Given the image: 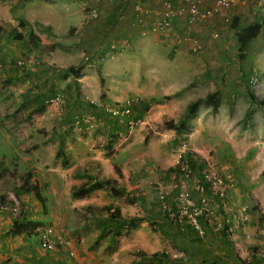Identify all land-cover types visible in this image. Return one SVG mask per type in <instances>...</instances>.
<instances>
[{
  "label": "rangeland",
  "instance_id": "rangeland-1",
  "mask_svg": "<svg viewBox=\"0 0 264 264\" xmlns=\"http://www.w3.org/2000/svg\"><path fill=\"white\" fill-rule=\"evenodd\" d=\"M77 4H79L77 0H0V83H2V78L15 77L17 82L15 92L18 98L13 105L12 102L10 105L13 109L11 119L15 128L4 129L7 127L5 123L8 122V118L0 117V157L3 153L5 159L13 158L7 168L12 174L11 181L19 180L22 175L36 176L39 174L36 172L37 169L43 175H46V171L50 170L54 171V176H58L61 180H69L71 176L77 181L76 173L73 174L68 165L69 161L73 164L74 160H70L72 153L70 149H66L67 140L78 137L76 141L80 143V146L74 151L77 156L75 162L84 157L85 163L89 164L88 158L98 150L102 151V155L112 153L113 150L106 149L105 145L114 141L112 138H117L116 140L119 138L124 140V144L129 147L126 158L134 162L130 165L132 173L137 169V173L143 175L140 172L142 165L143 171L144 168H147V171L150 169L153 171L152 173L145 172L144 178L139 177L137 178L139 180L131 182L139 185L136 188L137 193L138 190H144L145 207H150V198L155 197L156 199V196L149 189L153 190L156 183L148 181L155 179L156 182H159L158 185L167 184L171 180L176 181L179 177L176 156L178 153L185 154L188 151L199 165L198 169L191 170L192 180L199 178L200 171L206 164L211 165L220 174L231 175L234 185L242 195L241 198L238 197L239 200L241 202L244 200L247 212L252 215L254 231L260 236V239L264 240V111L260 106L249 102L245 87L248 82L249 89L254 96L264 98V35L262 33L264 25H262L259 38L254 39L247 49L241 52L242 58L237 56L238 50L234 41V33L229 27L230 20L224 22L221 15L218 22L204 23L208 26L205 36L202 38L194 36L200 44L207 41L209 47L210 45L215 46L214 41H217L219 36L221 38V34L224 36L223 32H227L226 37L224 36V45L219 44L215 46L217 48L211 47L204 51L201 45L198 51L192 52L186 44L178 42L179 39L164 42L158 38L161 41L159 46H147V49H144L143 45H136L132 51L125 47L121 51L120 46L118 47L119 54L116 50H110L109 54L104 57L102 67L116 58H119L116 60L118 62L122 60L131 62L128 65L129 69L122 66L125 72L120 71L114 74L119 70L115 71V66H112V69L109 68L107 72L111 75L106 79L111 84L114 83L117 88L126 87L128 89L125 91L126 93L133 92L134 84L138 85L135 92L130 94L132 95V97L129 96L131 97L130 101L113 104L121 109L125 103L129 102L131 112L125 116V122L129 120L131 124L121 123V120H124V115L111 116L108 113L109 117L116 119V122L122 127L120 135L109 136L105 132L106 122L95 118L94 113L88 111L89 116L94 118L93 126H88L86 123L78 126L74 124L75 118L69 119L62 125L63 113L68 110L67 103L69 102L65 101V105L60 104L63 97L59 87L63 85L61 79H64L60 76V72L70 65L81 69L85 62H89V60H84L88 59V46L86 44L85 47V40L81 39L82 29L84 25L86 28L89 25H94V21H92L94 19L82 20V11L80 14L77 10L71 12ZM22 21L24 25L21 24ZM214 22L218 25H213ZM248 22L250 21L247 20L243 24ZM195 24L187 28L190 34H192L193 27L197 29L199 26H195ZM112 25L109 36L121 30L122 26L119 19ZM13 27L26 38L11 39L7 32ZM211 30L217 32V39H209L207 34ZM139 39L142 40L143 37ZM147 41H151L150 38ZM30 44H34L35 47H31ZM137 48L139 53L136 52ZM220 48L222 50H219ZM25 49L30 51L24 54ZM18 61H21V64H18ZM90 62L92 65L84 66L85 69L90 68L93 71H98L100 61ZM86 74L88 71L85 70L84 75ZM136 75L142 79L138 78L137 81ZM80 78L88 79L89 77ZM80 83L83 84L84 90L86 85L83 80ZM3 84L8 86L6 81ZM141 86H143V92H138ZM1 89L0 86V97L3 95ZM212 91H217L219 97V104L215 112H211L209 106L204 103L205 95ZM25 94H28L30 98L26 101L25 106L21 107L19 103L24 104ZM36 97H40L39 100L42 102L43 108L46 107V109L42 114L40 112L33 113L28 118L26 116L28 111L38 102ZM142 97H146V99L142 100ZM194 101L197 102V109L189 120L190 129L187 136L175 138L174 131L164 127L162 118H171L173 121L181 119L187 104ZM140 105L141 108H139ZM151 106L153 108L150 111L154 113V116L143 118L146 114L144 112ZM8 107V101H0V111ZM79 109L82 114L85 108L80 105ZM160 114L161 117H159ZM77 116L79 117V115L75 117ZM137 118L145 121L142 129H130L129 126L134 128L135 122L139 123ZM1 126L4 128L2 129ZM60 139L63 142V157L55 158L53 152H55ZM62 158L66 159V165L62 164ZM28 161L33 164V170L29 169ZM74 168L78 170V172L76 171L77 176L78 173L83 174L76 166ZM168 168H172V170L167 171ZM93 170L95 172V168ZM40 176L42 175L39 174ZM191 179L188 182V189L191 191L192 197L195 198L196 193L190 188ZM173 194L174 191H171L168 195L169 202L173 200ZM97 198L108 201L113 210L105 212L112 213L116 218L127 219L130 217L128 215L133 213L132 216L143 219L139 213L141 208L136 204H129L126 200L115 199L102 192L97 195ZM50 202L51 200L46 202L49 208H51ZM58 202L61 204V200L58 199ZM116 204H121L124 207L121 210L123 214L120 213ZM116 209L119 215H116ZM221 211L226 212L227 207L223 209L221 206ZM136 213L138 215H134ZM140 222L141 220L138 222L137 228H139ZM154 223L159 222L154 220L151 224H145L144 229L149 230L152 235L154 234L159 242L166 243V248L170 247L171 252L170 250L168 252L173 258L181 257L183 252L175 248L172 237L167 236V234L174 236L175 231L176 233L180 231L179 226L173 223L170 227L168 223L167 228L164 226L165 231H160L158 224L157 227H154ZM161 225L163 224L161 223ZM135 230L118 233L125 237L123 247L118 243V239L116 243L100 247L91 246L86 250L87 252L98 250L103 253L101 259L106 264H131L133 259H138V251L143 250L139 245L142 235L140 233L135 235L137 234ZM144 235L146 236L145 231ZM152 235H149L151 239H153ZM178 238L180 241L179 236H177ZM201 241L203 255L206 254L205 252H210L209 255L207 254L208 262L212 260L211 263L217 264H238L239 248L236 247V255L223 254L220 250L224 246L220 238L206 237ZM119 249L121 250L117 251ZM213 259L215 260L213 261Z\"/></svg>",
  "mask_w": 264,
  "mask_h": 264
},
{
  "label": "crops",
  "instance_id": "crops-1",
  "mask_svg": "<svg viewBox=\"0 0 264 264\" xmlns=\"http://www.w3.org/2000/svg\"><path fill=\"white\" fill-rule=\"evenodd\" d=\"M163 1H169L172 7L178 5L176 0H140L136 6L135 4H123L120 2V0H115L111 3L101 2L98 0H83V3L78 2L79 4H77L76 8H73L71 10V12H75L77 10L80 14L83 9L82 7H85V10L94 9L97 12L96 18L92 20L94 21V25H89L88 28H86V25L83 26L81 39L85 40L84 46L86 47V44L88 46V59L84 60H89V62H85L84 66L87 67L89 65H92L90 61H100V65H98V71H93L90 68L85 69V67L83 66L81 69L79 68L80 70L78 69L79 72L77 77L69 75L64 79H61L63 85H60L59 88H61L60 91L63 100L62 102H60V104L65 105V101L69 102L67 103L68 110L63 113L62 125L68 122L69 118L72 120V118H75L76 115H80L81 109H79V106L81 104H84L85 102H91L95 105L101 106L107 112L106 109H110L116 106L113 104H122L124 102L130 101L129 98L132 97V95L130 94L135 92L136 86L138 84L133 83L135 90H133V92L130 91L126 93L125 91L128 90L126 87L122 86L121 88H117V86H115L114 83L111 84L110 81L106 79V77L111 75L110 73L108 74L107 70L109 68L112 69V66H115V71L119 70L114 74L119 73L120 71L125 72V69L122 66H125L126 69H129L128 65H130L131 61L129 63L126 60L118 62L116 60H118L119 58H116L114 60H111V62L106 63V65H103L102 67L104 57L105 55L109 54L110 50H116L117 54H119L118 47L120 46L121 51L123 50V47H125V49L129 51H132V48L136 45H143L144 49H147V46H159L161 43L159 39L163 40L164 42L168 40L164 39L162 35L149 32V27L153 24L154 21L160 18L161 14L164 11V6L162 4ZM203 5L206 7H213V3L211 0H204ZM223 14L224 16H222ZM220 15L221 19H223L224 22H227L225 21V19L229 18L230 23L232 20H234L238 27L246 25L243 23L247 20L250 21L248 23L263 22L262 25H264V0H231L230 7L228 9L216 7L214 16L209 20L199 22V24H195V26H199L197 27V29H194L193 27V31L191 32L192 34H190L189 29H187L188 27L186 24V16L184 14H182L180 17H174V19L171 20L172 36L169 41H172V39L178 40L179 37L184 35L191 38H194V36L202 38L203 36H205V31L208 27L207 24L204 23L210 21L218 22L220 20ZM118 19L120 20V23L122 25L121 30L117 31V33L113 34L112 36H109L110 27H112V24L115 21H118ZM213 25L218 24L214 22ZM189 27H192V25ZM229 27L233 30L234 33L236 29L231 27L230 24ZM212 33H215L216 36L212 37ZM226 33L227 32H223V35L225 36ZM260 33L261 29L254 39L259 38ZM262 33L264 35V32ZM146 34L148 37L145 36ZM207 36L210 40H215L217 39L218 34L216 31L211 30L207 34ZM224 36H222L221 34V38L219 36V39L217 41H214V43L216 44L215 46L219 44H221V46L224 45L223 41H225L226 37ZM141 37H143L142 40L139 39ZM145 37L146 39H144ZM23 38L26 37H22V39ZM148 38H150L151 41H147ZM253 40L251 42H253ZM178 42H180V40H178ZM199 45L200 48L202 45L204 51H207L208 48L215 47L212 45L208 47L207 41L203 42V44L202 42L201 44L199 42ZM219 50L222 49L220 48ZM29 51V49L28 51L25 49L23 53L27 54ZM150 51L152 53V50ZM136 52L139 53L138 48ZM85 70L88 71V74L86 75H84ZM138 75H136L135 77L137 81L138 78H140V80L142 79ZM80 77L89 78L82 79ZM1 80L2 83H0V86L2 87L1 90L3 91V95L2 97H0V101H8L9 107L4 108L3 111H0V117L8 118V122L5 123L7 127H3L4 129H14V123L11 119V113L13 109L10 105L11 102L13 105L15 101L18 100L17 94L15 92V84H17L16 78L13 76H8V79L2 78ZM4 80L7 82L8 86L3 84L5 82ZM81 80H83L84 85H86V88L84 90L82 88L83 84L80 83ZM48 81L50 80L48 79ZM138 92H143V86L139 88ZM141 99L145 100L146 97H142ZM77 107L78 109H76ZM124 107H126V103L124 104ZM127 107L129 108V105H127ZM139 108H141V105L139 106ZM152 108L153 106L146 109V111L144 112L146 114L145 116H143V118H149V116L151 115L154 116V113H151L150 111ZM45 109L46 107H44L42 112L40 113L42 114ZM87 111L88 110L85 108L82 111L81 116L90 115L91 112L88 111L90 112L88 113ZM130 112L131 111H129V114ZM125 116L126 115H124V120H121V123L128 124L129 120H126L125 122ZM159 117H161V114ZM112 120L113 119H111L110 122H112ZM137 120L139 123L135 122L136 124H134L136 126L134 128H131V126H129L130 129H142L145 121L143 119L140 120L139 118H137ZM115 123L116 124L113 126V129H111V125H109L110 129H105L106 134L109 135V132L115 134V136L121 134L122 127H120L119 123L116 122V119ZM93 124H95V122ZM105 125L107 128V122L105 123ZM62 128H64V126H62ZM112 139L114 141L108 142L107 146H109L108 149L113 150V152L108 153L107 155H102V151L98 150L94 155H91L88 158L89 164L85 163L84 157H81V159H78V161L75 162L77 160V156L74 151L77 147L80 146V143L76 141L78 140V137L68 139L66 142V149H70V152L72 153L70 154V160H74L73 164L69 161L68 165L70 167V170L72 169V173H76V177L78 178V180L76 181L70 175L69 180H61L58 176H54V171L47 170L46 175H43V173H40L37 169L36 172L42 176L39 177V174H36V176H29V180L31 183L36 184L39 190V194L42 197L41 201L36 199V197L32 193H16V188L20 185L21 180L27 176L22 175L19 177V180L11 181L12 174L8 170L6 171L7 173H4L0 176V196H2V199L0 200V264H106L105 261H102L101 259L103 253L99 252L98 250L87 252V247H100L105 244H113L118 242V239V243L121 245V247H123V240L125 237L120 236L118 233H113L115 225L112 221L109 220V217L110 215H112V213L105 212L106 210L111 211L113 210V208L109 206L108 201L100 200L99 198H97L98 194H100L101 192L106 193V190H93L88 195L83 197H74L70 193L71 189L81 184V182L93 181L94 179H111L118 185L125 187L130 193H137L136 188L139 185L135 183L133 184L131 182H134V180H139L137 179L139 177L144 178L143 175L145 172L152 173L153 171L152 169L147 171V168H144L143 171L142 165L140 172L143 173V175L137 173V169L132 173L130 171V165L134 162L126 158V153H128L127 151L129 149L128 145L124 144V140H121L119 138L118 140H116L117 138ZM1 156L4 157V154L2 153ZM2 157H0V165L7 169L11 164L10 162L11 160H13V158L5 159L4 157L3 159H1ZM181 157H184L183 153H181ZM74 163L78 165H75ZM27 164H29V169L33 170V164L31 163V161H28ZM176 165H178L177 169L179 170L178 178L183 177V172L181 171V167L183 165H185L189 170L188 177L185 178L186 185L187 187H189L188 182L191 179L190 168L186 163L182 161H179V163H176ZM74 166L80 169L83 174L78 173L77 176L78 170H76ZM114 166L117 167L118 172L114 170ZM94 168L95 172L93 170ZM194 169H198V167ZM198 180L199 178L193 180L191 179L190 182V188H192V190L196 193L195 199H197L198 196L196 191ZM148 182L156 183L154 189L152 188L153 190L149 189L154 193V196H156V192L160 188L158 185L159 182H156L155 179H150ZM189 192L191 193V191ZM138 193L145 196L144 190H138ZM241 196L242 195L238 192V188L234 184L228 187L225 194L226 207L228 212L221 211V200L210 198L209 201L211 202V206L216 211L218 209L223 213L225 217L230 219L229 226L233 227L231 233H227L228 230L226 225H223V227L220 228H215L204 218L202 219L207 222L208 227L211 230L208 229L207 233H205V229H202V232L199 233L202 234L201 238L212 237L214 239L220 238V240H222L220 233L221 230L224 229L227 237L232 241L234 245L232 254H237L236 247L240 250L238 256L239 258H237L238 264H264V258L258 255L260 251H264V240L260 239V236L254 231L255 226L252 223V215L247 212V205L246 203H244V200L242 202L241 200H239ZM144 198L146 199V197ZM58 199L61 200V204L58 202ZM150 199V201L153 202V207H145L144 209L141 208L144 211L139 208V213L143 217V219H141V222L139 223V228L135 230V233H137L135 235H138L139 233L142 235V240L140 241L139 245L140 248H142L147 253H152L155 251L168 252L170 250V247L166 248V243L159 242V240L154 237V234L152 235L149 230L144 229L145 224H151V222H153L154 220L162 223V219L160 218L159 214V206L156 207L154 203L157 201L155 197ZM48 200H51V208L46 205V202L48 203ZM116 205L118 206L121 213V210H123L124 207L121 204ZM14 207L18 208L15 214L12 213V209ZM226 207L224 209H226ZM244 207L245 211L243 212ZM132 215L133 213L128 216ZM134 215L138 214L136 213ZM113 219L117 218L113 216ZM159 223L157 224L160 225ZM157 224L154 223L153 226L155 227ZM45 225L55 226L57 234L61 235L64 238L72 239L76 251L75 257H73V259L69 257L65 248L58 252L46 251L40 248L35 227ZM144 231L147 237L145 235L143 236ZM248 234L249 236L247 237ZM149 235H152L153 239H151ZM161 235L163 236V233ZM147 238L150 239L148 240ZM120 250L121 249L117 251ZM180 256H184V253ZM187 257L188 256L186 254V259ZM134 260L136 259H133L132 261Z\"/></svg>",
  "mask_w": 264,
  "mask_h": 264
},
{
  "label": "trees",
  "instance_id": "trees-1",
  "mask_svg": "<svg viewBox=\"0 0 264 264\" xmlns=\"http://www.w3.org/2000/svg\"><path fill=\"white\" fill-rule=\"evenodd\" d=\"M262 23L263 22H253V23H248L242 27H238L234 20L231 21L230 26L236 29L233 36L235 38V42L237 45L238 58H242L241 52L247 49V46L250 44V42L257 36V34L259 33L262 27ZM21 24L24 25L23 21ZM7 34L11 39H14V40H20L23 37L21 33H19L17 29L14 27L8 30ZM30 46L33 48L35 47L34 44H30ZM78 69L79 67L76 68L70 65L60 72V76L62 78H66L69 75L73 77H77L78 72H79ZM245 87H246V96L249 102L257 106H260L264 111V98L263 97L256 98L253 92L249 89L248 82H246ZM24 97H25L24 104L20 103L21 107H24L26 101H28V99L30 98L28 94L27 95L25 94ZM39 98L40 97H36V100L38 101L36 106L28 111L26 115L28 118L33 113L42 112L43 105H42V102L39 100ZM204 103L207 106H209L211 112H215L219 104V97H218L217 91L208 92L204 97ZM81 106L86 108L88 111L94 113L95 118L102 120V121L104 120L105 122H107L108 124L107 129H110L109 125H111L110 126L111 129H113V126L116 124L115 119H113L112 122H110L112 118L110 119L108 112H106L101 106L95 105L94 103H91V102H85L84 104H81ZM196 109H197V102L196 101L189 102L187 104L186 111L183 114L181 119L177 121H173V119L171 118L163 117L162 123L164 127H166L167 129L174 130L175 138H185L190 129L189 120L190 118L194 116ZM79 117H81V115H79ZM111 134L112 133L109 132V135ZM107 144L105 145L106 149L109 148ZM62 154H63V142H62V139H60L59 143L57 144V148L54 152V157L61 158L63 157ZM180 161L186 163L187 166L190 168V170H193L196 167L199 168V165L197 164L196 160L192 157V155H190V152L188 151L185 152L184 157H181ZM66 163H67L66 159L62 158V164L66 165ZM113 168L116 172H118L117 167L114 166ZM171 170L172 168L167 169V171H171ZM6 171L7 169L0 165V176L4 173H7ZM29 178H30L29 175H27V177H24L21 180L20 185L16 188V193H29V194L32 193L36 197V199L41 201L42 197L39 194V190L36 184L31 183ZM97 189H105L106 193L111 197L123 199V200H126L129 204H136L140 208H143V209L145 208L146 201L142 194L130 193L125 187L118 185L111 179H94L93 181L81 182V184H79L78 186L73 187L70 193L74 197H83V196L88 195L93 190H97ZM1 199H2V196H0V200ZM167 199L168 198H166V202L169 205V207L174 209L173 200L169 202ZM173 199H174V196H173ZM154 203L155 205L159 206L158 201ZM149 204H150V207H153L152 201H150ZM160 212H161L160 218L162 219V224H163L161 225L160 223V225H158L160 227V231H165L164 226L167 228L169 224H170V227H172L171 224L173 223L179 226L180 231H178L177 233L175 231L174 236L170 234H167V236L172 237L171 239H172L173 246L177 248L178 250L182 251L184 253V257H179L175 259L167 251H155L152 253H147L146 251L142 250V251H138V254H137L138 259L132 261L131 264H199V263L209 264L212 262V260H210L209 262L207 260L210 252H205L206 254L203 255L204 252L202 250V246L200 245V243H202L201 241L202 234L199 233L198 229L194 228L191 224H189L186 221V219H183L181 222H178L177 220L171 219L169 217L168 212L164 210L162 211L161 209H160ZM12 213L15 214V211L12 210ZM116 215H119L117 209H116ZM113 216L114 215L112 214L109 217V220L112 221L113 224L115 225L113 229L114 230L113 233H119L122 230H126V232H131L137 229L138 222L141 220V218H139L138 216H130L127 219H124V218L113 219ZM198 222L200 223L201 230L205 229V233H207L208 229L211 230L208 227L207 222L204 219H202V217L199 218ZM220 234H221L223 246H224L223 249H221L220 251L223 254H232V251L234 249V245L232 241L227 237V234L225 233L224 229L221 230ZM177 236L180 237V241H179V238L177 239ZM186 254L188 256L187 259H186ZM214 260L215 259H213V261Z\"/></svg>",
  "mask_w": 264,
  "mask_h": 264
},
{
  "label": "built area",
  "instance_id": "built-area-1",
  "mask_svg": "<svg viewBox=\"0 0 264 264\" xmlns=\"http://www.w3.org/2000/svg\"><path fill=\"white\" fill-rule=\"evenodd\" d=\"M101 2L111 3L115 0H98ZM140 0H120L123 4H135ZM178 5L175 7L171 6L169 1H163L164 11L160 18L153 22L149 27V32L162 35L164 39H171L172 28L171 20L174 17H180L182 14L186 16L187 27L204 22L211 19L215 12L216 7H222L228 9L231 4V0H211L213 7H206L203 5L204 0H176ZM77 2L83 3V0H77ZM83 16L82 20L94 19L97 16V12L94 9L85 10L82 7ZM226 18L225 21H229ZM216 34L212 33V37ZM181 42L187 45L190 51H198L200 49L199 42L195 38L188 37L186 35L178 38ZM21 64V61H18ZM126 107L118 109L116 106L110 109H106L112 116L116 115H128L130 108ZM86 123L88 126H92L94 118L92 116H81L75 117L74 124L80 125ZM130 124V122H128ZM176 163H179L181 159V153L177 154ZM204 165V164H203ZM183 177L178 178L176 181H169L167 184H159V189L156 192V200L159 203L160 209L168 212L169 217L173 220L181 222L183 219L191 224L194 228L198 229L201 233L199 218H204L209 224H212L215 228L227 226V233H231L232 226H229L230 219L225 217L221 211H217L211 206L210 198L221 200L223 209L226 207L225 194L229 186L233 185V179L230 174H220L215 171L211 165L206 164L200 171V177L196 186L197 199L193 198L186 185L185 178L188 177L189 170L185 165L181 167ZM171 191H174L173 208H170L166 202V198ZM16 212L17 208L12 209ZM245 207L243 208V212ZM245 220V219H244ZM240 222V221H239ZM238 222V223H239ZM37 232V239L40 248L46 251H61L63 248L66 249L69 257L73 259L76 251L73 245L72 239H67L56 233L55 226L45 225L35 228ZM249 234L247 235V237ZM264 258V251L258 253Z\"/></svg>",
  "mask_w": 264,
  "mask_h": 264
},
{
  "label": "clouds",
  "instance_id": "clouds-1",
  "mask_svg": "<svg viewBox=\"0 0 264 264\" xmlns=\"http://www.w3.org/2000/svg\"><path fill=\"white\" fill-rule=\"evenodd\" d=\"M17 210H18V208H17ZM17 210H16V211H17ZM36 227H39V226H36ZM36 227H35V228H36Z\"/></svg>",
  "mask_w": 264,
  "mask_h": 264
}]
</instances>
